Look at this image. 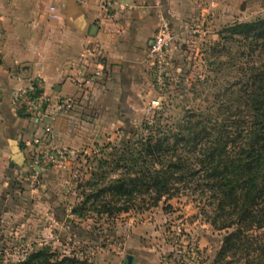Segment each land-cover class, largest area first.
Segmentation results:
<instances>
[{
	"label": "rangeland",
	"instance_id": "374dc122",
	"mask_svg": "<svg viewBox=\"0 0 264 264\" xmlns=\"http://www.w3.org/2000/svg\"><path fill=\"white\" fill-rule=\"evenodd\" d=\"M261 20L264 0H240L232 14L199 15L177 35L169 25L173 39L162 83H157L153 62L147 58L151 92L141 108L119 129L105 133L101 142L79 149L67 169L66 184L59 192L45 195L48 201L58 197L56 206L47 204L40 219L35 213L32 226L36 231L42 229V235L31 241L25 236L28 230L22 228L13 243L0 240V264L22 261L41 250L60 259L74 258L81 264H128L127 256H133L135 264H217L216 255L226 231L211 227V197L194 193L193 184L188 185L191 189L180 190L176 197L158 203L152 195L136 197L126 213L113 211L108 216L89 212L78 218L72 210L82 202L83 194L106 188L123 176L124 170L116 169L117 158L127 142L132 145L146 135V128L177 133L195 129L198 124L232 132V127L248 121L252 82L258 76L264 79V38L257 40L238 28ZM122 160L119 168L126 165ZM37 181L38 177L30 187ZM123 203L120 201L116 208ZM259 233L247 237L253 241ZM244 255L240 252L235 256L241 258L237 264H246Z\"/></svg>",
	"mask_w": 264,
	"mask_h": 264
},
{
	"label": "crops",
	"instance_id": "0c3cea01",
	"mask_svg": "<svg viewBox=\"0 0 264 264\" xmlns=\"http://www.w3.org/2000/svg\"><path fill=\"white\" fill-rule=\"evenodd\" d=\"M239 3L0 0V240L13 243L22 228L31 241L42 235V229L32 226L35 213L40 219L47 204L56 206L59 198L48 201L45 195L66 184L69 163L40 172L37 185H28L35 149L86 148L141 108L151 92L147 49L160 19L177 35L199 15L232 14ZM50 8L58 20L49 18ZM90 46L98 49L103 69L91 84L78 86L76 74L83 71L88 77L95 69L91 57L86 62L81 58ZM32 87L46 98L45 117L30 118L12 109L14 97ZM60 98L69 99L72 109L57 110ZM34 139L39 145H33Z\"/></svg>",
	"mask_w": 264,
	"mask_h": 264
},
{
	"label": "trees",
	"instance_id": "16d2710c",
	"mask_svg": "<svg viewBox=\"0 0 264 264\" xmlns=\"http://www.w3.org/2000/svg\"><path fill=\"white\" fill-rule=\"evenodd\" d=\"M238 29L257 40L264 38V20ZM252 83L247 122L232 127V132L223 127L199 129L198 124L195 129L177 133L146 128V135L132 145L127 142L117 158L116 169H123V176L106 188L83 194L72 214L81 218L89 212L108 216L113 211L126 213L136 197L152 195L158 203L176 197L180 190L191 189L188 185L193 184L194 193L211 197V227L226 231L216 263L237 264L241 258H234L241 252L245 253L246 264H264V79L258 76ZM121 158L126 165L119 168ZM120 201L123 205L116 208ZM253 232L260 233L251 241L247 235ZM12 264L81 263L41 250Z\"/></svg>",
	"mask_w": 264,
	"mask_h": 264
},
{
	"label": "built area",
	"instance_id": "2783aa9c",
	"mask_svg": "<svg viewBox=\"0 0 264 264\" xmlns=\"http://www.w3.org/2000/svg\"><path fill=\"white\" fill-rule=\"evenodd\" d=\"M49 18L58 20L59 17L54 13V8H50ZM173 39V35L169 28V23L165 19H160L156 31L149 43L147 49V58L153 62L154 76L158 84L162 83V75L165 71V59L167 51ZM91 57L95 64V69L91 76L84 77L83 71H79L74 77V81L78 86H87L97 78L102 69L103 62L101 55L96 47L90 46L84 49L82 53L83 61L86 62ZM46 98L37 87H32L16 95L12 102V109L23 112L30 118H38L46 116ZM56 109L62 112L72 109V103L69 99L60 98L55 105ZM33 145H39L38 139L33 140ZM38 148V147H37ZM79 150L68 148H52V149H35L31 154V167L33 174L28 178L30 186L36 183L38 172L47 168L64 167L74 161Z\"/></svg>",
	"mask_w": 264,
	"mask_h": 264
},
{
	"label": "water",
	"instance_id": "95a60500",
	"mask_svg": "<svg viewBox=\"0 0 264 264\" xmlns=\"http://www.w3.org/2000/svg\"><path fill=\"white\" fill-rule=\"evenodd\" d=\"M66 222H69V218L66 219ZM126 259H127L128 264H132V262H133V258L132 257L129 256Z\"/></svg>",
	"mask_w": 264,
	"mask_h": 264
}]
</instances>
